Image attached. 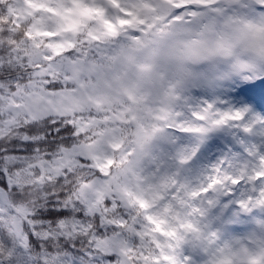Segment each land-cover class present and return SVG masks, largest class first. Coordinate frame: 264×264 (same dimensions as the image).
I'll use <instances>...</instances> for the list:
<instances>
[{
	"label": "rangeland",
	"instance_id": "1",
	"mask_svg": "<svg viewBox=\"0 0 264 264\" xmlns=\"http://www.w3.org/2000/svg\"><path fill=\"white\" fill-rule=\"evenodd\" d=\"M205 1L207 0H14L6 6L16 26H20L23 20L36 16L35 23L32 22L29 29L27 28L25 42L19 47L22 53L18 54L19 58L21 55H31L30 53L36 50L40 55L35 57L37 60L32 58L33 54L29 56L31 65L35 64V60L37 63L50 62L61 51H65L74 40L72 35L81 18L85 24L90 18H97L93 40L100 39L118 54L113 59L115 63L107 67L109 69L92 67L91 85H86L84 89L87 90H82L89 94L84 95L91 96L87 100L101 107H108L109 110L116 103L148 100L157 93L158 98L163 99L165 108L146 112L145 117L161 119L164 122L172 115L173 101L180 95L189 97L193 105L208 101L216 102L221 109L244 107L245 104L241 103L243 96L239 93L240 85L230 76L264 67V17H246L238 12L225 14V9L240 3V0H221L219 4L222 7L215 10V15L212 14V7H204L206 11L199 14L200 18L191 27L178 26L176 20L169 19L171 14L163 21V15L169 8L172 13L175 8L187 4L204 6ZM0 2L3 3L4 0ZM152 20L157 24L155 31L151 30ZM119 25L125 35L121 41H115L113 37ZM161 27L165 30H161ZM136 33L139 35H134ZM170 40H177L183 46L186 61L205 67L195 71L187 67L185 62L172 64L162 62L155 56L140 55L147 47L146 42L166 44ZM134 43L136 47H133ZM258 48L262 54L259 57ZM3 59L6 60L5 56L1 55L0 62ZM73 69L78 72L85 70L84 67ZM95 76L98 79L96 84ZM78 80L82 78L79 77ZM60 100L64 101L68 108L74 109L79 103L75 94H66L63 99L48 100L45 96L38 97L37 93H30L23 88H20V93L17 94L5 87L0 88V128L7 129L14 125L18 118H25L26 115L35 120V110L43 115L41 112L47 108L46 112L49 113L61 106ZM255 112L264 116V105L255 106ZM104 120L105 124L110 126L118 117ZM176 135L180 137V145L192 146L195 143L185 134ZM239 139L249 144L260 141L257 136H246L242 131L227 126L208 133V139L191 164L192 173L186 174L192 183L195 185L198 176H202L221 160L243 155L244 148L238 142ZM161 144L160 136L155 144L156 150L148 153L152 157L148 166L152 165L153 169L148 167L142 178H139L141 175L138 174L137 182L138 187H143L145 191L152 192L162 188L172 196L187 198L185 203L171 210L170 219L176 234H179L181 227H184L187 233L186 236L180 237V252L174 259V264H264V212L259 209H254L251 214L240 212L239 193H232L219 196V202L209 209V217L205 218V214L193 203L203 194L198 196L200 191L177 188L176 167L163 170L154 168L153 157ZM121 145L120 131L114 128L107 130L87 155L92 160L94 171L108 173L114 152L120 149ZM8 163L16 164L13 159ZM78 163L77 160L70 161L67 168H73ZM179 178L182 179V176ZM10 182L11 185L15 183L23 186L26 179L18 170ZM46 184L38 183L37 189L46 193ZM108 190L109 179L97 177L91 180L85 189L71 193L67 204L73 212L67 222V234L83 231L89 226L83 213L87 203L99 214H104V196L108 193V198L112 201L113 192ZM29 197L31 196L7 194L0 188V236L3 235L5 225H12L23 234L25 228L22 219L28 213ZM180 211L186 212L187 217L184 220L175 219L176 213L179 214ZM210 220L213 224H210ZM122 221L115 222L116 226ZM125 249L126 247L106 246L102 252L116 251L121 257L119 264H133L127 259ZM32 255L37 256L40 253L32 252ZM259 256L261 259L257 260ZM47 259L49 264H74V260L66 256L48 254Z\"/></svg>",
	"mask_w": 264,
	"mask_h": 264
},
{
	"label": "trees",
	"instance_id": "2",
	"mask_svg": "<svg viewBox=\"0 0 264 264\" xmlns=\"http://www.w3.org/2000/svg\"><path fill=\"white\" fill-rule=\"evenodd\" d=\"M6 4L8 2H0V56L3 55L6 59L0 62V88L5 87L14 94L20 93V88H23L30 93H37L38 97L45 96L48 100L63 99L66 94H75L79 101L74 109L68 108L64 101L60 100L61 106L49 113L46 112L47 108L41 112L43 115L35 110V120L26 115L25 118H18L15 124L7 129L0 128V177L7 174L10 185L5 188L0 180V188L7 194L31 196L28 198V213L22 219L24 228L25 222H32V214L37 209H43L54 194L63 195L85 189L91 180L102 176L100 172L94 171L92 160L87 155L102 139L104 133L114 128L120 131L122 145L114 152V160L109 168L108 191L113 192L111 205L106 203L110 200L108 193L103 200V215L87 203L83 213L89 226L83 231L69 234L65 232L73 211L58 228L44 230L47 233L43 234L51 237L46 251L52 256H66L75 260L81 255V250L90 246L101 252L106 246H119L126 247V257L133 264H174V259L180 252V237L186 236L187 233L182 227L179 234H176L170 219L171 210L185 203L187 198L172 196L162 188L152 192L145 191L143 187H138L137 182L138 174L141 175L139 178H142L148 167L153 169L152 165L148 166V162L152 161L148 153L156 150L155 144L158 143L162 131L163 121L148 119L145 114L165 108L163 99L158 98L155 93L148 100L122 101L112 105L109 110L108 107H101L87 100L91 96L82 90H87L84 87L91 85L92 67L109 69L107 67L115 63L113 59L118 54L100 39L93 40L97 18L93 17L87 24L81 23L72 35V44L50 62L37 63L35 57L40 54L36 50L32 51L30 54H33L32 58L36 59L37 64L35 68L31 65V55H21L18 58V54L22 53L19 47L25 42L27 28L32 21H36V16L23 20L20 26H16L14 18L7 12ZM162 29L165 30L161 27ZM123 37L124 33H121L115 40L121 41ZM74 67H84V74L74 71ZM79 77L82 80H78ZM94 82L98 83L96 76ZM116 116L118 120L113 125L105 124V118ZM58 122L60 127L72 125L76 129L74 135L57 137L51 133L45 141V134L50 133L53 125ZM34 141L45 142L37 146ZM11 159L15 160L16 164H9ZM73 160L79 163L73 168H67ZM18 170L26 179L23 186L10 184ZM125 175L127 178H124ZM40 182L47 183L46 193L37 189ZM64 207L69 209L67 202ZM186 216L183 211L179 218L183 220ZM119 220L123 221L116 226L115 222ZM106 225V234L96 235V232L104 229ZM32 252L39 253V250L33 248Z\"/></svg>",
	"mask_w": 264,
	"mask_h": 264
},
{
	"label": "snow or ice",
	"instance_id": "3",
	"mask_svg": "<svg viewBox=\"0 0 264 264\" xmlns=\"http://www.w3.org/2000/svg\"><path fill=\"white\" fill-rule=\"evenodd\" d=\"M222 5L212 6V14ZM206 11L204 6L187 4L172 11L170 20H176L177 25L191 27L200 18V13ZM232 12L243 13L246 17H264V0H240V3L230 5L225 14ZM179 18V19H177ZM134 35H139L138 33ZM240 85L239 93L243 96L241 103L244 107L235 109H221L216 102L203 101L193 105L186 95L175 98L172 104V115L161 123L160 132L162 144L154 154L155 167H176L177 188L191 191H203V195L193 201L209 217V209L219 202L218 197L225 194L239 193L238 203L240 212L251 214L254 209L264 212V116L257 115L255 106L264 105V67L256 71H244L230 76ZM236 128L246 136H257L259 143H246L239 139L244 148L243 155H235L230 159L221 160L213 165L194 185L186 174L192 173L191 164L197 158L201 146L208 139V133L223 127ZM174 130L190 137L195 143L192 146L179 144L180 137ZM76 129L72 125L60 127L59 122L50 130L47 136L54 133L57 137L74 135ZM45 141H34L37 146ZM59 147V145H57ZM182 176V179L179 177ZM5 188L10 187L7 174L0 177ZM176 189H173L175 191ZM210 193L216 194L210 196ZM183 195V193H181ZM71 192L54 194L46 202L43 209H37L31 216V223H27L23 234H20L12 225L3 227L0 236V264H49L47 259L49 241L43 232L50 228H58L66 221L71 210L64 207ZM237 201H233L235 203ZM106 203L110 206L112 201ZM210 224L213 221L210 220ZM108 230H98L96 235H105ZM36 248L40 255L33 256ZM120 257L114 252H101L94 247L81 250V255L74 260V264H119Z\"/></svg>",
	"mask_w": 264,
	"mask_h": 264
},
{
	"label": "clouds",
	"instance_id": "4",
	"mask_svg": "<svg viewBox=\"0 0 264 264\" xmlns=\"http://www.w3.org/2000/svg\"><path fill=\"white\" fill-rule=\"evenodd\" d=\"M147 47L140 53L142 56H155L162 62L178 64L185 62L186 66L193 68L195 71L201 70L204 65H193L186 61L183 46L177 40H170L166 44L146 42ZM133 47H136L133 45Z\"/></svg>",
	"mask_w": 264,
	"mask_h": 264
}]
</instances>
